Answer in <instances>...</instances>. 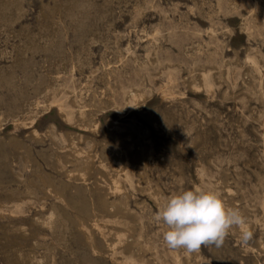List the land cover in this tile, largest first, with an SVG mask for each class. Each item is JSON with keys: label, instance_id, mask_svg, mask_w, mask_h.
I'll list each match as a JSON object with an SVG mask.
<instances>
[{"label": "rangeland", "instance_id": "obj_1", "mask_svg": "<svg viewBox=\"0 0 264 264\" xmlns=\"http://www.w3.org/2000/svg\"><path fill=\"white\" fill-rule=\"evenodd\" d=\"M67 4L23 0L21 19L0 23V139L14 175L39 186L37 166L52 172L46 154L59 149L67 168L80 171L83 154L104 167L110 147L126 161L124 200L143 249L131 248L143 264H175L174 254L182 264H264V0ZM220 182L249 215L252 240L242 244L233 228L220 247L169 249L167 227L154 215L184 190L223 198ZM45 200L0 193V264H9L5 249L20 239L13 230L30 226ZM24 244L56 264H80L42 227Z\"/></svg>", "mask_w": 264, "mask_h": 264}, {"label": "bare ground", "instance_id": "obj_2", "mask_svg": "<svg viewBox=\"0 0 264 264\" xmlns=\"http://www.w3.org/2000/svg\"><path fill=\"white\" fill-rule=\"evenodd\" d=\"M77 5L78 0H68L67 8L70 9ZM24 8L23 0H0V23L20 18L24 13ZM49 38L51 37L49 36ZM58 40L60 41V39ZM202 78L204 83H207L209 76L203 75ZM33 134L40 137L38 131ZM7 144L4 139H0V193L3 192L4 197L10 200L17 199L18 201L26 199L29 195L42 197L43 200L47 197L51 199L48 203L49 206L46 204L47 201H44L30 226L22 221L13 230L20 239L11 244L10 249H5L9 264H56L50 257L39 255L38 252L28 249L24 244V240L35 226L42 227L59 238L64 248L78 255L80 264H108L110 257L112 264H143L142 256L138 255V252L132 251L131 248L132 244L136 243L139 247L138 250L143 249L137 240L135 217L131 215L127 202L124 200L128 190L124 179L120 178V175L126 172V161L121 154L110 147L103 152L102 161L111 170L105 166L96 167L93 163V156L83 154L82 156L88 159L84 168L80 171H70L67 168L70 160L57 149L58 151L54 154L44 156L45 164L48 166L47 168L52 169V172H47L39 164L37 166L39 186L29 188L24 185L25 181L22 176L17 177L13 173ZM79 151L83 153V150ZM136 159L141 162V159L137 157ZM124 177L129 178L128 173H125ZM12 183H16V186L12 187ZM220 189L225 192L223 199L226 205L233 207L232 190L227 184L221 182ZM243 215L247 218V225L250 228L249 215L247 213ZM235 230L239 232L238 229L235 228ZM174 255H176L175 264H182L180 256ZM195 256L193 260L195 263H199L197 254ZM189 262L191 263L192 260ZM147 264L167 263L156 257Z\"/></svg>", "mask_w": 264, "mask_h": 264}, {"label": "clouds", "instance_id": "obj_3", "mask_svg": "<svg viewBox=\"0 0 264 264\" xmlns=\"http://www.w3.org/2000/svg\"><path fill=\"white\" fill-rule=\"evenodd\" d=\"M153 219L167 227L163 238L172 250L192 253L202 246L220 247L233 228L239 230L242 244L253 238L242 212L227 206L220 193L212 190L196 188L171 195Z\"/></svg>", "mask_w": 264, "mask_h": 264}]
</instances>
